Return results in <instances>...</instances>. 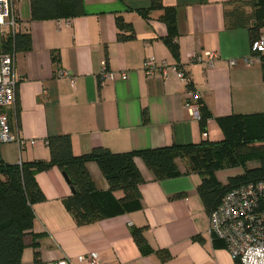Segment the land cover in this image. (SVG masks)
Listing matches in <instances>:
<instances>
[{"label":"crops","instance_id":"0c3cea01","mask_svg":"<svg viewBox=\"0 0 264 264\" xmlns=\"http://www.w3.org/2000/svg\"><path fill=\"white\" fill-rule=\"evenodd\" d=\"M31 1L14 0L13 5L17 32L30 35V49L12 52L16 102L4 109L13 135L0 146L4 164L49 161L46 139L57 135L70 137L74 156L99 147L124 153L220 141L223 134L216 119L264 113L261 56L251 52V32L247 27L229 29L225 20L230 4L249 0H161L175 12L177 58L163 42L168 33L163 9H152V0H82L79 17L40 20L32 18ZM39 1L44 2L40 6L49 3ZM256 1L264 5V0ZM118 17L131 25L132 39L117 38ZM204 52L218 55L211 67L191 61ZM150 57L171 67L166 76L145 74L143 64ZM103 62L114 80L100 79ZM177 68L186 81L177 78ZM59 70L72 74L74 84L57 78ZM189 92L199 95L211 114L205 132L184 108ZM28 141L36 143L24 144ZM134 162L144 180L141 201L137 208L121 212L115 201L123 193L107 194L109 186L97 164L86 165L106 216L84 226H78L64 206L71 188L63 173L57 168L37 173L45 201L32 206L33 229L23 239L21 264L61 259L83 264L79 257L89 253H96L103 264H235L224 244L209 235L208 215L196 190L200 177L184 174L186 164L178 160L182 175L157 181L140 158ZM240 174L239 168L226 169L215 177L226 184ZM135 228H145L151 253L140 252L131 236ZM33 243L39 253L36 260ZM158 250L168 254L166 262Z\"/></svg>","mask_w":264,"mask_h":264},{"label":"trees","instance_id":"16d2710c","mask_svg":"<svg viewBox=\"0 0 264 264\" xmlns=\"http://www.w3.org/2000/svg\"><path fill=\"white\" fill-rule=\"evenodd\" d=\"M47 1V0H44ZM39 0L31 1L32 18L49 17L74 18L83 15L82 0H49L42 5ZM225 12L226 27L229 29L249 28L252 40L260 35L264 28V5L262 1L249 0L230 4ZM152 9H163L162 20L167 26V36L163 38L171 54L177 58L178 48L175 43L176 24L173 8H164L161 0H152ZM46 8V9H44ZM249 9V11H247ZM144 18L147 13L141 12ZM119 40L132 39L134 32L131 25L118 17L116 19ZM130 32L123 36V31ZM1 51L14 53L30 49V35L18 33L6 35L0 39ZM264 81V57H261ZM199 106V123L205 132L211 114L204 105ZM143 122H148L146 113ZM223 139L220 141L202 140L197 144L171 145L156 149L112 153L106 148H94L89 154L74 156L71 139L68 135H57L46 139L49 161H33L7 165L0 162V264H21L25 248L23 239L33 229L34 215L32 206L45 201L39 189L35 175L52 168L59 169L71 188V195L64 200L66 210L78 226L88 225L103 219L106 214L98 201V191L87 171L90 162L97 164L106 179L109 189L107 194L117 191L123 198L115 201L119 212L135 209L141 201L139 192L143 178L135 165V158H140L155 180L175 179L182 175L177 161H184V174H197L200 183L197 195L209 214L217 208L221 198L229 191L248 183L264 181V113L255 115H232L216 119ZM250 163L256 166L249 167ZM239 168L242 174L229 177L226 184H221L215 177L217 171ZM145 228H135L131 236L143 255L151 253L144 238ZM217 240V239H215ZM220 241V240H218ZM222 242V241H220ZM223 243V242H222ZM224 244V243H223ZM34 259L38 257L37 244ZM225 246V245H224ZM162 262L169 256L158 250ZM235 264H242L234 259ZM38 264V262L36 263Z\"/></svg>","mask_w":264,"mask_h":264},{"label":"built area","instance_id":"2783aa9c","mask_svg":"<svg viewBox=\"0 0 264 264\" xmlns=\"http://www.w3.org/2000/svg\"><path fill=\"white\" fill-rule=\"evenodd\" d=\"M14 0H0V39L6 35H14L18 30L17 19L13 11ZM67 25L69 23H66ZM60 22L57 27H60ZM252 54L264 57V34L259 35L251 43ZM216 52H204L191 57L192 62H198L211 67L217 60ZM249 60L247 64H250ZM234 64V62H230ZM171 67L163 60L148 58L143 64V70L148 77L155 74L166 76ZM176 76L181 81L187 77L180 68L175 69ZM102 81H112L115 74L108 71L103 62L99 73ZM126 78L125 72L120 73ZM57 78L67 79L73 85L74 77L67 71L59 70ZM17 78L15 77L14 54L1 51L0 47V146L13 140L10 124L4 109L15 107ZM199 95L189 92L184 108L193 119L199 120ZM206 134H203L205 137ZM28 141L26 145H35ZM209 235L212 239L224 243L230 256L242 264H264V181L248 183L227 192L208 216ZM83 264H103L96 253L79 257ZM39 264H72L67 259Z\"/></svg>","mask_w":264,"mask_h":264},{"label":"rangeland","instance_id":"374dc122","mask_svg":"<svg viewBox=\"0 0 264 264\" xmlns=\"http://www.w3.org/2000/svg\"><path fill=\"white\" fill-rule=\"evenodd\" d=\"M254 166H256V163H250L249 164V167H254ZM237 172V171H236ZM27 258V257H26ZM29 259H30V261L32 260V256H31V258H28V261H29ZM26 263H30V262H26Z\"/></svg>","mask_w":264,"mask_h":264}]
</instances>
